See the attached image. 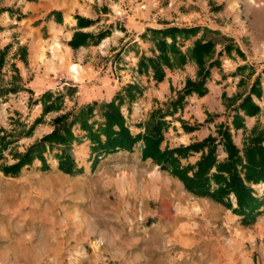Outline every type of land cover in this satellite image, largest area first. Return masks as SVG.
I'll list each match as a JSON object with an SVG mask.
<instances>
[{"label":"rangeland","instance_id":"374dc122","mask_svg":"<svg viewBox=\"0 0 264 264\" xmlns=\"http://www.w3.org/2000/svg\"><path fill=\"white\" fill-rule=\"evenodd\" d=\"M217 1L182 5L171 20L163 14L165 0L114 1L117 6L110 14L116 28L111 27L112 31L100 29L110 25L105 22L91 32L84 31L93 21L78 28L77 17L88 19L67 17L68 24L76 21L68 42L75 32L92 36L93 46L84 53L83 63L76 65L75 53L67 50L66 31L57 37L54 29H39L40 21L32 24L33 17L22 14L20 0H0V53L4 51L0 137L12 141L0 152V264H264V209L253 223H242L220 204L186 192L169 171L142 160L141 143L132 153L98 159L94 168L88 141L74 146L71 155L81 174L60 172L53 154L46 156L48 171H41L40 162L35 161L15 177L1 172L2 166L14 162V153H22L48 134L52 119L61 113L92 101L108 102L127 85L135 84L141 94L126 99L121 111L130 131L142 133L139 125L151 111L165 110L185 82L196 79L198 68L193 62L181 69H166L160 83L137 74L139 57L151 56L154 46L140 38L142 33L138 41L123 45L148 24L199 27L182 51L196 40L213 39L217 43L213 56L222 53L219 67L210 70L207 93L186 97L183 108L166 118L169 127L162 149L216 137L220 125L230 127L234 143L241 148L254 127H264V9L255 18L248 13L250 7L264 8V0H245L247 21L242 7L235 4L242 0ZM227 10L229 14H225ZM129 21L137 28L125 33L123 26L131 25ZM68 24L65 30L70 29ZM216 26L218 29L212 28ZM240 27L247 31L243 41L246 55L220 30ZM103 32L105 38L98 41ZM226 44L230 45L228 54L223 49ZM246 57L247 62L242 63ZM242 67L246 68L240 71ZM256 79L260 97H251L259 113L253 117L240 113L244 127L235 129L231 125L233 107ZM10 87L14 92L6 94ZM45 92L63 98L58 109L43 115L39 97ZM40 117L41 122L25 136ZM198 157L193 155L181 163L194 164ZM261 185L251 186L259 197L264 194Z\"/></svg>","mask_w":264,"mask_h":264},{"label":"trees","instance_id":"16d2710c","mask_svg":"<svg viewBox=\"0 0 264 264\" xmlns=\"http://www.w3.org/2000/svg\"><path fill=\"white\" fill-rule=\"evenodd\" d=\"M91 23L92 21L77 17L78 28L88 27ZM199 31V27L167 26L159 29L147 28L140 35V38L153 44L154 50L151 56L139 57L136 68L138 75H146L160 83L165 77L166 69H181L189 62L195 63L198 68L196 79L187 80L181 92L168 103L165 110L151 111L146 121L139 125L143 128L142 133L133 134L130 131L127 119L121 111L126 99L131 101L136 94H141L137 85L130 84L123 90L125 95L117 93L108 102L92 101L55 116L51 122L52 130L27 146L22 153H14V162L2 166L1 172L5 176L15 177L35 161L40 162L41 171H48L46 156L53 154L60 172L69 175L81 174L82 169L77 167L71 155L74 146L88 141L94 168L98 159L119 152L132 153L137 144L141 143L142 160H151L161 170L169 171L182 183L186 192L220 204L240 217L246 225L253 223L264 209V194L257 196L251 187L257 184L264 186V127H254L241 148L234 143L228 125H220L216 137L208 136L200 142L171 149L161 147L169 127L166 118L183 108L186 97L194 94L204 96L207 93L206 83L210 70L220 65L219 58L222 53L218 52L213 56L217 45L213 39L196 40L190 49L182 51L184 43ZM105 36V32L99 33L98 41ZM91 39L92 36L87 33L75 32L68 46L76 50ZM223 49L228 54L230 45L226 44ZM3 65L4 51L0 53V72ZM245 68L242 67L240 71ZM258 86L259 80L256 79L249 93L233 107L231 125L235 129L244 127L240 113L249 117L259 113V108L251 97H260ZM5 92H14V89L10 87ZM62 98L61 94L43 93L39 97L42 114L46 115L58 109L57 104ZM41 120L42 117L34 120L25 136H29ZM187 130L192 131V128ZM11 142L1 136L0 152ZM221 152L224 154L223 158ZM196 154L199 157L194 164L182 165V160Z\"/></svg>","mask_w":264,"mask_h":264},{"label":"crops","instance_id":"0c3cea01","mask_svg":"<svg viewBox=\"0 0 264 264\" xmlns=\"http://www.w3.org/2000/svg\"><path fill=\"white\" fill-rule=\"evenodd\" d=\"M114 1H117L118 4L122 2V0H20L19 3L21 4H19L18 6H19V9L22 11V14H25V16L27 15V16L33 17L31 20L32 24L40 21L38 24L39 29H43V28H47L49 30L54 29L56 31L55 34L57 37H59L58 34H62L63 32L66 31V34H67L66 42H68V40L71 37V34L76 28V21L73 19L68 24L67 23L68 21H66L67 17L71 18L75 15H78V16L84 17L85 19L87 18L88 20L93 21V24L89 28H85L84 31L91 32V30H93L98 25H101L104 22L110 25H108L107 27L100 26V29L102 31H105V30L112 31L111 27H113V29L116 28L115 27L116 25L113 21L114 19L111 17V14H110L114 6H117ZM165 1L167 2V5L165 6L163 10L165 12L163 14H165L166 19L171 20L172 14H175L176 11L182 5L186 6L188 4L198 3L199 1L201 2L203 0H165ZM211 1H216L217 3H219L217 0H211ZM244 2L245 0L236 1L235 4L237 7H240V6L242 7V10L244 11L242 16L244 17L245 21H247V4H245ZM229 7L230 5L228 6V8ZM262 9L264 8L257 7L254 9L250 7L248 9V13L249 15H253V18H255L261 14ZM227 13L229 14L228 10L225 12V14ZM226 16H227L226 18H228V15ZM103 17H108L110 18V20L105 21L104 19H102ZM240 17L241 16H239V18ZM129 22H130L129 24H131V21ZM67 24H68V27L70 28L69 30H65ZM167 25H176L178 27L185 26V25H178V24H173V23H170ZM123 27H124L125 33L130 32V30H135V28H137L133 24L128 25V26L124 25ZM161 27H162L161 25L148 24L145 27L138 29L139 30L138 32L135 31L137 37L130 36L132 38L131 41L123 45V47L125 48L127 45L131 44L132 42L138 41L139 40L138 36L141 33H143L146 28L159 29ZM212 28L218 29L217 26L212 27ZM220 30H223L222 32L226 34V36L229 38L230 43L234 44L235 48H237L241 53L246 55V53L244 52V44H243V41H245L247 37L246 30L242 29V27L236 28V29L231 28L228 31H224L226 29H223V28H220ZM96 33H93V35H95ZM18 45L21 46L22 43L20 42L18 43ZM92 46H93V42L88 41L87 44H85V46L78 48L75 52L72 51L69 47L67 50H69L72 53V55L75 53L74 61L76 62V65H80L84 61V53L88 51ZM231 55L233 56L232 53L230 54V56ZM230 56L229 57L226 56V58L230 60L231 59ZM117 58L118 56L115 59L116 61H117ZM245 62H247V57L242 63H245ZM16 66L18 67L19 65L16 64ZM23 87L27 88L26 86H23ZM31 90H33V88H31ZM39 92H42V91H39Z\"/></svg>","mask_w":264,"mask_h":264},{"label":"built area","instance_id":"2783aa9c","mask_svg":"<svg viewBox=\"0 0 264 264\" xmlns=\"http://www.w3.org/2000/svg\"><path fill=\"white\" fill-rule=\"evenodd\" d=\"M262 186V185H261ZM263 187V186H262ZM264 188V187H263Z\"/></svg>","mask_w":264,"mask_h":264}]
</instances>
